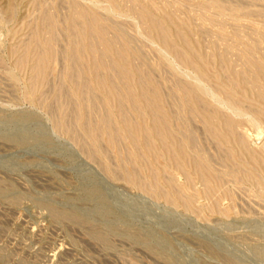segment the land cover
<instances>
[{"label": "rangeland", "instance_id": "obj_1", "mask_svg": "<svg viewBox=\"0 0 264 264\" xmlns=\"http://www.w3.org/2000/svg\"><path fill=\"white\" fill-rule=\"evenodd\" d=\"M0 264H264V0H0Z\"/></svg>", "mask_w": 264, "mask_h": 264}, {"label": "bare ground", "instance_id": "obj_2", "mask_svg": "<svg viewBox=\"0 0 264 264\" xmlns=\"http://www.w3.org/2000/svg\"><path fill=\"white\" fill-rule=\"evenodd\" d=\"M92 23V22H91ZM150 25L152 28L155 29V31L157 32V36H158V39L160 41H162L163 43H165L166 45H169V42H168V32L164 29H161L159 28V26L154 23L153 21H150ZM92 26H93V23H92ZM93 30L98 33V32H101L103 31V29H101L100 27H97L94 23V26H93ZM89 48L91 49V54H92V57H93V54L96 53V50L94 48V45L92 42L89 43ZM78 49V48H77ZM98 54V53H97ZM98 56V55H97ZM93 60V75H94V78L96 79L97 83L98 84H101V85H105V83H109V79H105L101 76V70L103 67H107L109 69H113L112 66H107L104 64L103 60H102V55H99L98 57L96 58H92ZM43 62V61H42ZM202 65V64H201ZM107 72V71H106ZM136 72V71H135ZM117 74V72H116ZM119 75V74H118ZM136 75V73H135ZM107 76V75H106ZM125 77H127V74L125 73L124 74ZM132 77V75H131ZM149 78V77H148ZM118 79V78H117ZM148 81V80H147ZM111 83V82H110ZM142 84V83H141ZM142 86V85H141ZM86 90V89H85ZM147 91V90H146ZM146 91L145 89H143L141 87V95H142V99L143 101L148 104L150 107L152 106V101H150V99L147 98L146 96ZM112 93V91H111ZM118 94V93H117ZM155 97V96H154ZM157 98V97H156ZM124 99V98H123ZM119 101H121V97H119ZM125 101V100H124ZM123 102V101H122ZM121 103V102H120ZM125 119V118H124ZM154 125H153V130L151 131L152 134L151 137H150V140L147 141L148 142V147L150 150H154L155 149V141L154 139L152 138H156L159 142H165L164 140L165 139H169L171 141V145H165V149L167 150L168 152V156H169V159L171 161H176V160H179L180 158V155L182 154V145L178 143V141L176 140L175 136L171 133L170 131V128L167 126V120L165 118L164 115L162 114H158L156 112V115H154ZM129 124V123H128ZM127 124V121H125V125L127 127H129ZM131 129V128H130ZM133 129V128H132ZM136 132H138V130L134 129ZM112 134V133H111ZM112 138L115 139L116 137L114 136V134H112ZM176 142L175 144L173 142ZM176 149V150H175Z\"/></svg>", "mask_w": 264, "mask_h": 264}]
</instances>
